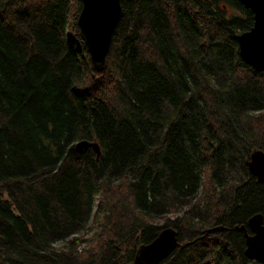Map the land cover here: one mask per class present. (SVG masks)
I'll use <instances>...</instances> for the list:
<instances>
[{
    "label": "trees",
    "instance_id": "trees-1",
    "mask_svg": "<svg viewBox=\"0 0 264 264\" xmlns=\"http://www.w3.org/2000/svg\"><path fill=\"white\" fill-rule=\"evenodd\" d=\"M81 5L0 0V264H132L166 227L181 245L158 264H261L236 228L264 215L247 168L264 151V71L236 39L252 12L121 0L97 67Z\"/></svg>",
    "mask_w": 264,
    "mask_h": 264
},
{
    "label": "water",
    "instance_id": "water-1",
    "mask_svg": "<svg viewBox=\"0 0 264 264\" xmlns=\"http://www.w3.org/2000/svg\"><path fill=\"white\" fill-rule=\"evenodd\" d=\"M252 12V26L236 36L241 59L257 72L264 71V0H239ZM82 5L77 18L81 40L86 46L89 59L94 66L106 62L114 30L121 17V0H81ZM75 149L83 152L92 149L97 157L100 147L97 141L81 139ZM248 172L258 183L264 182V151L251 152L247 161ZM217 227L208 229L214 231ZM224 229V227H219ZM236 228L245 236L244 255L246 258L264 264V215L254 213L247 223ZM181 245L175 228H163L150 242L141 244L132 264H158L169 257Z\"/></svg>",
    "mask_w": 264,
    "mask_h": 264
}]
</instances>
